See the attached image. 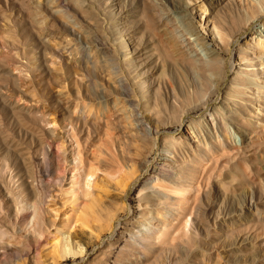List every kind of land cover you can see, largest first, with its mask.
<instances>
[{
    "label": "rangeland",
    "instance_id": "374dc122",
    "mask_svg": "<svg viewBox=\"0 0 264 264\" xmlns=\"http://www.w3.org/2000/svg\"><path fill=\"white\" fill-rule=\"evenodd\" d=\"M244 1L0 0V225L10 229L36 200V169L47 161L41 236L26 230L44 264L65 235L73 253L55 264H264V53L250 40L260 26L229 46V68L212 28L247 29ZM144 154L148 174L130 161ZM161 165L167 172L144 186ZM120 175L123 193L113 189ZM94 178L111 183L107 195L91 189ZM16 233L0 243L19 250ZM27 252L20 264H32ZM7 254L0 263L15 264Z\"/></svg>",
    "mask_w": 264,
    "mask_h": 264
},
{
    "label": "bare ground",
    "instance_id": "6f19581e",
    "mask_svg": "<svg viewBox=\"0 0 264 264\" xmlns=\"http://www.w3.org/2000/svg\"><path fill=\"white\" fill-rule=\"evenodd\" d=\"M239 2L241 3V0H239ZM244 4H245V10L243 12V17L245 18L246 23L248 24V26L246 27L247 29L241 30L240 32H238V34L236 36L229 35L228 33H226L223 30V27L218 22L213 21V27H212L213 30L216 32V35L218 36V38L225 44V47L226 48L228 47L227 50H226V52L228 53V57H227L228 60H226V64L224 65L225 68L227 66H228V68L230 67V59H229V57L231 56V49L229 50V46H231L233 44H238L239 39L241 37L245 36L247 31L249 29H251L252 26H255L256 24H259V26L260 27L262 26L263 29H264V5L261 2V0H252L250 2V5H247V3L244 1ZM198 6H199V10L205 11L204 4H199ZM201 16H202V14H201ZM205 20L206 19H204V22H205ZM260 27L259 28L256 27L259 30L256 29L252 33L250 32L251 33L250 40L253 41V45L254 46L255 45L258 46V51L264 53V41L262 39L258 38V34L262 33L264 35V30H262L261 29L262 27L261 28ZM254 33H257V35L256 34L254 35ZM118 44H119V46H118V54L120 56V60L122 61V64H124L126 66H130L131 65V61H132V56H131V54H130V52L128 50V47H127V44H126V41L124 40V38H121ZM216 56H217V54H215V56H213V58H216ZM262 64H264V63H262ZM257 82H259V81H257ZM241 83L244 86H246V87L251 86V80H250V78L248 76L244 77V79H242ZM121 91L125 95H128L129 92H130V89L128 88V86H124L121 89ZM126 101L128 102V104L133 105L131 99H127ZM207 106H208V103H207ZM207 106L203 109L202 112H204V110L207 109ZM132 111H134V110H132ZM137 114H138V112H136V115H135V118H134V120L136 121L135 124H138L139 126L142 127V126L145 125L144 120H143V118L138 117ZM153 117H155V119L157 121L159 120V119H157L159 117V115H157V116L155 115ZM179 123H182L181 119H179ZM138 125H136V126L138 127ZM179 125H181V124H179ZM147 130H148V128H147ZM153 132L155 134L153 136L154 137L153 140H155V141H153V142L156 144L158 131L157 130H153ZM148 133H150V132H147V134ZM146 156H147V154H146ZM55 157L57 158L58 161H61L62 158L64 159V156L62 155V153L61 154L56 153ZM160 160L161 161L163 160L165 162V159H161L160 158ZM130 161H132L134 164H136L137 168L140 171H142V173L148 174V165H147V160L145 159V154L142 157H139L138 159H136V161H134V160H130ZM43 162H44V165L41 166L40 168L36 169L37 180H38V184H39V191L37 192L36 200H32V202L30 204H26L22 208V210H17L16 211V215L13 216V220L7 222V226L10 229H7L5 226L0 225V240H4L6 238L7 239L15 238V236H18L17 233H16L17 229H19L20 232L23 233L22 234L23 238H21L23 246L19 250H16L15 248L10 247L9 244H5L4 245L3 243H0V249H1L0 252L2 253V255H4L5 253H8L7 255H9V253H15V256H17V257H15V258H17V261L14 262L15 264H20V258L22 260H25V257L22 255L23 251L25 249L28 250L27 253L32 255V257H31L32 264H44L42 262L41 258H40L39 252L37 250H35V248H34L35 242L31 243L29 241V238H27V235H29V234H27V232H26V230L28 228H31V230H32V240L33 241L35 240V237L41 236V227L40 226H41L42 221H41V218H40V215H39V211H38L39 207H38V204H37V202H38L37 200L41 201L45 197V190L44 189L47 188V187H46L45 182L43 181L42 176L46 175L45 173L48 171V167H49V164H48L47 161H43ZM131 165H133V164H131ZM131 165H129L130 166V169H129L130 171H128L127 175L132 174V173L135 174L134 173L135 169L133 167L135 165H133V166H131ZM163 166L162 165L161 166H156L153 169V173H155V174L150 175V173H149L150 176L146 177V179L144 180V186L145 185L146 186H153L154 185V182L158 180V177H157L156 173L162 172L166 168V167L164 168ZM72 171L73 172H72V175L70 177L69 186L64 190L65 192H70L73 189L72 185H74V183L77 180L76 171L74 169ZM169 172L171 173V171H169ZM91 175L92 174H90V177H91ZM132 175H130V177ZM142 176H143V174H142ZM130 177H128V178H130ZM125 178L121 177V175H120V177H118L117 180H115L113 189H116V190L119 189L118 191L123 193L124 186L127 185V184H125L126 182H124ZM88 183L90 184L89 186H91V189H95V191H97V192H99L101 190V191H103L105 193L104 195L108 194L106 189H110V187L112 186L111 183L105 182V181H103L100 178L91 179V181H88ZM149 192H152V191H149ZM156 193L159 194V196L161 198L167 197V195H165L163 193L162 194L160 192H156ZM76 198H77L76 195H74L73 199H76ZM95 198H96V196L94 195L92 200H95ZM121 198H123V195L121 196ZM24 201L27 202V200L25 198H24ZM120 204H122L121 206H124L122 201H121ZM97 206H99V203L97 204ZM2 208L3 207H2L1 200H0V209L2 210ZM1 210H0V212H1ZM105 216L110 221H112V220L113 221H117L118 220L117 217L113 213H111L109 211L106 212ZM0 217L6 218L5 216H2L1 214H0ZM76 222H78L80 224V226H82V227H87V228L89 227L88 226V222L85 219H79L78 218ZM136 227H138V229H143L144 225L141 222V223H137ZM107 228L110 229V231H111V230H113L114 227H113V225L108 224ZM62 229L63 228L57 227L56 228V232L60 233L62 231ZM94 237H97V236L95 235ZM88 238H89V240L91 239V234H88ZM86 242L88 243L87 240H86ZM130 245L132 247H135V245L133 246L132 243H130ZM81 251H82V249H80V252ZM140 251H141V249H140ZM71 252L73 253V249H72V247L70 245V242L68 240V236L67 235H65L62 238L55 237L53 239V247H52V253L53 254H52V262L51 263L55 264V262L57 261L56 259L58 257H63L64 255L69 254ZM139 252L134 251L133 255H135L136 259H140L141 258ZM10 256H12V255H10ZM12 257L10 259H12ZM8 260H9V258L6 261H8ZM4 261H5V258H4ZM10 262H11V260H10ZM0 264H2V263H0Z\"/></svg>",
    "mask_w": 264,
    "mask_h": 264
}]
</instances>
